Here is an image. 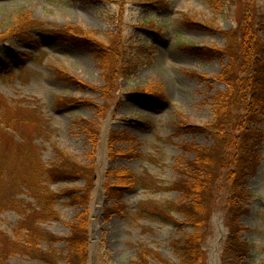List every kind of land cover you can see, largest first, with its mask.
Returning <instances> with one entry per match:
<instances>
[{"label":"rangeland","instance_id":"rangeland-1","mask_svg":"<svg viewBox=\"0 0 264 264\" xmlns=\"http://www.w3.org/2000/svg\"><path fill=\"white\" fill-rule=\"evenodd\" d=\"M146 1L0 0V39L5 41L0 56L6 62L0 68V97L25 100L38 109L43 134L34 144L44 164L55 162L60 152L93 174L86 208L87 264H131L142 249L177 263L171 242L194 230L138 212L148 201L179 202L180 195L171 186L181 179L178 170L194 160L186 146L212 145L207 134H190L181 127L211 123L212 98L225 91L220 74L229 65L227 56L201 59L183 52L181 46L224 49L227 34L240 19L264 16V0H165L166 10L144 6ZM24 16L33 24L23 20ZM185 18L209 31L184 27ZM20 20L25 22L21 35L27 34L34 42L11 40ZM57 30L85 41L89 48L64 42L53 33ZM259 30L264 40V26ZM96 45L100 53L93 50ZM62 75L76 83L58 78ZM156 93L158 98L147 96ZM17 115L22 117L23 111ZM258 129L264 132V123ZM7 153L3 143L0 155ZM260 156L256 173L245 184L252 196L245 204L249 213L240 218L247 230L240 238L251 245L250 257L238 264H264V142ZM124 186L129 189H122ZM84 187L85 180L79 178L51 188L58 193ZM223 190L218 188L209 215L210 231L202 244L204 264L216 249L221 263L228 235ZM19 198L32 204L26 195ZM57 210L60 221L42 224L41 229L67 237L68 225L82 209L62 200ZM173 217L184 222L176 214ZM20 220L14 211L4 212L0 231L12 239V228ZM52 247L63 264L66 245L59 242ZM40 248L47 250L48 245L43 242ZM7 262L46 264L21 254L10 256Z\"/></svg>","mask_w":264,"mask_h":264},{"label":"trees","instance_id":"trees-1","mask_svg":"<svg viewBox=\"0 0 264 264\" xmlns=\"http://www.w3.org/2000/svg\"><path fill=\"white\" fill-rule=\"evenodd\" d=\"M143 5L155 10L169 7L165 0H147ZM263 17L260 13L240 19L236 28L227 34L228 43L224 49L181 46L183 52L201 59L227 56L229 65L220 74L225 91L216 93L212 98L211 123L207 126L181 127L190 134H207L212 145L202 148L186 146V152L192 154L194 160L186 161L185 168L178 170L181 179L171 186V190L179 193V202L148 201L141 204L138 212L142 216L172 222L179 228L187 225L194 230V233L171 242L178 259L176 264H204L202 244L210 231L209 215L220 186L226 192L224 225L228 231L220 254L221 264H238L250 257L251 245L240 238L247 231L240 218L249 213L245 204L252 198L245 189L246 179L256 173L262 160L260 147L264 142V132L258 126L264 123V40L259 37V29L264 26ZM22 19L33 24L25 16ZM148 21L150 19L145 22ZM24 26L25 22L20 20L12 31L11 40L34 42L27 34L21 35ZM183 26L199 31L208 30L187 18L183 20ZM53 33L64 42L89 48L85 41L67 36L69 34L65 30ZM4 42L0 39V45ZM93 50L100 53L97 45ZM100 60L103 62L104 59ZM5 65V60L0 56V68L4 69ZM58 78L76 83L67 75ZM157 94L147 96L158 98ZM20 111H23V116L18 118ZM39 114L30 102L7 101L0 97V146L5 143L8 149L6 155H0V215L14 211L21 216V220L12 228V239L0 231V264H8L10 256L15 254L28 255L46 264H60V258L52 247L59 242L66 245L63 264H87L89 217L86 208L91 197L93 174L92 171H83L81 166L60 152L53 163L46 165L41 161L39 149L34 144L36 137L43 134L38 127L39 122L43 121ZM28 129L34 131L30 133ZM111 176L118 178L117 174ZM79 178L85 180L82 190L66 189L56 193L51 188L59 182L69 183ZM121 188L129 189L127 186ZM21 195H26L32 204L21 200ZM62 200L82 211L68 225L69 235L60 238L42 230L41 225L60 221L57 207ZM173 214L183 218L184 222H179ZM43 242L48 245L47 250L40 248ZM151 261L174 264L147 249L140 250L136 261L131 264H149Z\"/></svg>","mask_w":264,"mask_h":264},{"label":"bare ground","instance_id":"bare-ground-1","mask_svg":"<svg viewBox=\"0 0 264 264\" xmlns=\"http://www.w3.org/2000/svg\"><path fill=\"white\" fill-rule=\"evenodd\" d=\"M216 231L218 232L219 234V237L221 238V235H222V228H221V224L218 223L216 225ZM217 240V239H216ZM216 245V244H215ZM217 249L212 251L211 254H210V259H209V262L208 264H219L218 263V256H217Z\"/></svg>","mask_w":264,"mask_h":264},{"label":"water","instance_id":"water-1","mask_svg":"<svg viewBox=\"0 0 264 264\" xmlns=\"http://www.w3.org/2000/svg\"><path fill=\"white\" fill-rule=\"evenodd\" d=\"M96 234V233H95ZM97 235V234H96Z\"/></svg>","mask_w":264,"mask_h":264}]
</instances>
